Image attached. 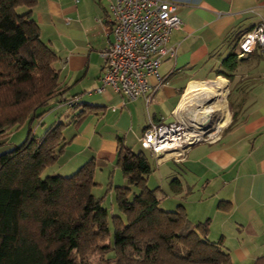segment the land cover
I'll list each match as a JSON object with an SVG mask.
<instances>
[{"label": "crops", "instance_id": "1", "mask_svg": "<svg viewBox=\"0 0 264 264\" xmlns=\"http://www.w3.org/2000/svg\"><path fill=\"white\" fill-rule=\"evenodd\" d=\"M165 1L176 4L181 20L168 40L176 53L160 61L159 82L149 78L156 88L146 103L142 98L129 100L109 86L96 90L101 52L113 38L107 17L114 0H36L31 17L42 41L58 55L64 96L75 97L73 108L82 102L92 106L79 123H70L74 111L62 108V99L45 114L52 123L69 122L63 127L67 144L56 161L66 152L67 163L73 154L78 156L63 169L58 165L55 174L69 175L91 157L97 170H106L109 162L116 161L118 139L133 151H149L155 161L150 174L162 168L169 187L171 202L166 208L181 204L191 221L207 220L209 239L219 240L229 253L227 264H264V44L237 56L240 35L264 22V0ZM231 55H235L233 69L225 64ZM223 76L236 94L232 101L236 104L232 113L223 114L225 125L212 140L192 144L178 160L158 161L141 146L144 128L150 122L173 120L190 87ZM173 179L179 180L177 191L171 186ZM158 182L154 175L155 189L161 187Z\"/></svg>", "mask_w": 264, "mask_h": 264}, {"label": "trees", "instance_id": "2", "mask_svg": "<svg viewBox=\"0 0 264 264\" xmlns=\"http://www.w3.org/2000/svg\"><path fill=\"white\" fill-rule=\"evenodd\" d=\"M35 4L0 0V136L28 125L20 144L0 152V264H227L229 253L208 238V221H191L181 204L162 208L147 185L148 157L120 139L115 164L125 184L114 187L118 214L111 215V229L107 208L92 193L94 157L69 175H41L67 144L69 122L55 121L41 135L31 124L55 102L73 108L77 100L64 96L58 55L31 17ZM234 57L226 67L234 68ZM91 107L80 103L70 123L81 122ZM178 185L171 181L174 191Z\"/></svg>", "mask_w": 264, "mask_h": 264}, {"label": "built area", "instance_id": "3", "mask_svg": "<svg viewBox=\"0 0 264 264\" xmlns=\"http://www.w3.org/2000/svg\"><path fill=\"white\" fill-rule=\"evenodd\" d=\"M107 22L113 38L101 52L100 86L96 90L109 86L129 100L151 102L156 87L149 78L153 76L159 82L160 61L176 53V46L168 44L171 31L181 24L176 4L165 0H114ZM263 44L264 22H260L240 35L237 56ZM209 119L186 121L175 115L168 122H150L139 142L158 161L178 160L192 144L212 140L218 134L220 128L209 127Z\"/></svg>", "mask_w": 264, "mask_h": 264}, {"label": "rangeland", "instance_id": "4", "mask_svg": "<svg viewBox=\"0 0 264 264\" xmlns=\"http://www.w3.org/2000/svg\"><path fill=\"white\" fill-rule=\"evenodd\" d=\"M225 77V76H223ZM216 78H212V80H215ZM211 80V81H212ZM224 81L226 82L225 83V87H224V98H225V109H226V113L228 110H230V112L232 113L233 112V109L235 108V104L232 102L234 101L233 98L235 97V95H232L233 91L230 89H228L227 87V84H228V81L226 79V77L224 78ZM209 101V100H208ZM211 107L212 111L210 112V114L205 118L209 119V127H214L217 126L219 127V131L221 130V128H223V126L225 125V121H224V113H223V109L219 108L218 105L216 104V101L212 100L210 102H205V105H207ZM203 107V106H202ZM202 107H192L191 109L195 110L197 108H200L202 109ZM62 108H65L69 113L72 112V109L73 111H76L77 108H70L67 103L65 102L63 105H62ZM81 109V108H79ZM189 110L187 111V114L190 115L193 110ZM68 119V118H67ZM220 121H223L222 125L219 126V123ZM43 122V124L41 123ZM51 120L49 119V116L46 117V115H44L41 119L39 120H34V122L31 124V128L33 130V132L35 133V135H41L43 133V131L45 130V128L47 126H49L51 124ZM66 128H63L64 129V132L66 134ZM216 129V128H215ZM27 130H28V125L27 124H24L22 125L20 128H16V129H13L11 132H9L7 135H4V136H0V152L2 151H5L7 149H10L11 147L15 146V145H18L20 144L26 137L27 135ZM79 148H76L74 149L73 148V151L77 150ZM134 151H137L136 149ZM72 153V152H71ZM151 165H155V161L154 159L151 157V154L149 153V151H146L145 152ZM68 156V153L66 152L64 154L63 157H61L60 161H56L54 162V164L46 167L43 171H42V176H45V175H48V174H55L57 173L55 170L58 169V165H61L60 166V169L62 168H65V166H67L68 164L72 163V162H75L77 159H78V156H73L70 158V162H66L65 161V158ZM69 157H67L68 159ZM88 158H86L84 161H86ZM84 161H82L81 163H83ZM78 164L75 169L73 170V172L79 167ZM154 167V166H153ZM99 168L98 167V170L95 172L96 174V178L95 180L98 182L97 185H94L92 187V193L96 196V197H99L101 198V202H102V205L107 208L108 212H109V215H108V226L109 228L111 229V215L112 214H118V209H117V206L114 202V187L116 185H124L125 184V180L120 172V169L115 167V161L113 163H110L109 162V168H107L106 170L103 169L102 171H99ZM72 172V173H73ZM109 173H111V176H109ZM98 174H101V177H99L100 179H97V175ZM162 174L163 171H162V168H159L157 169L155 172H154V175H155V178L156 180L159 179V182L158 183H161V187L160 188H157L156 189V194L157 196L160 198V206L162 208H165V209H168L166 207H169L167 206L168 204L167 203H170L171 202V199L169 197V195L166 194V192L168 193V185L166 182H164V177H162ZM151 175V174H149ZM154 175H151L150 176V180L147 182V185L149 188H154V183H153V177ZM99 176V175H98ZM161 178V180H160ZM163 178V180H162ZM163 182L166 184L165 187L162 185ZM163 187V188H162ZM167 195V196H166ZM171 209V208H169ZM209 238V237H208ZM108 255L109 256H112L113 255V252L110 251L108 252Z\"/></svg>", "mask_w": 264, "mask_h": 264}, {"label": "bare ground", "instance_id": "5", "mask_svg": "<svg viewBox=\"0 0 264 264\" xmlns=\"http://www.w3.org/2000/svg\"><path fill=\"white\" fill-rule=\"evenodd\" d=\"M225 81L223 78H217L213 82L203 83L198 86L190 87L187 92L186 96L180 100L178 103L176 110L174 111L175 115L180 119L188 120H195L198 122H203L205 118L210 114L212 111L211 107L205 105V102L208 100L216 101V104L219 108L225 107V98H224V87ZM202 107V109L197 108L195 110L191 109L192 107ZM193 110V112L188 115L187 111ZM224 114L226 113V109L223 110ZM195 114H199L197 117ZM223 122L220 121V124Z\"/></svg>", "mask_w": 264, "mask_h": 264}, {"label": "water", "instance_id": "6", "mask_svg": "<svg viewBox=\"0 0 264 264\" xmlns=\"http://www.w3.org/2000/svg\"><path fill=\"white\" fill-rule=\"evenodd\" d=\"M211 100L207 101V102H210Z\"/></svg>", "mask_w": 264, "mask_h": 264}]
</instances>
